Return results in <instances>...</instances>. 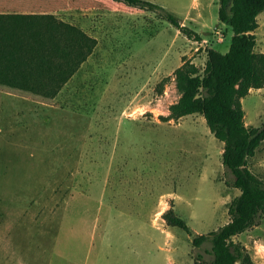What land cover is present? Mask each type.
Wrapping results in <instances>:
<instances>
[{
    "label": "rangeland",
    "instance_id": "rangeland-1",
    "mask_svg": "<svg viewBox=\"0 0 264 264\" xmlns=\"http://www.w3.org/2000/svg\"><path fill=\"white\" fill-rule=\"evenodd\" d=\"M145 1L200 40L152 12L79 0V13L57 16L64 45L0 54V264L211 263L210 244L192 239L228 222L239 191L224 185L222 144L203 117H161L179 98L173 71L184 59L202 70L205 49L225 53L232 33L217 0ZM257 23L264 54V12ZM242 109L245 126L261 127L264 87ZM248 168L264 181V141ZM170 208L189 234L166 225ZM233 241L264 264V216Z\"/></svg>",
    "mask_w": 264,
    "mask_h": 264
},
{
    "label": "trees",
    "instance_id": "trees-1",
    "mask_svg": "<svg viewBox=\"0 0 264 264\" xmlns=\"http://www.w3.org/2000/svg\"><path fill=\"white\" fill-rule=\"evenodd\" d=\"M126 7L156 14L189 39L199 41L196 33L180 25L177 18L163 7L145 0H111ZM217 20L232 35L225 53L208 48L200 70L184 59L172 75L178 100L169 106L163 122L200 115L213 137L222 144L221 165L224 185L236 189L227 208L226 224L206 235L192 239V246L210 244V264H252L244 248L233 241L254 227L264 216V181L248 168L251 159L264 141V124L247 127L244 123L242 99L252 90L264 87V54L254 51L257 17L264 12V0H217ZM155 33L149 36L153 38ZM164 79L159 85L163 87ZM162 219L168 227L189 234L184 220L168 209Z\"/></svg>",
    "mask_w": 264,
    "mask_h": 264
},
{
    "label": "crops",
    "instance_id": "crops-1",
    "mask_svg": "<svg viewBox=\"0 0 264 264\" xmlns=\"http://www.w3.org/2000/svg\"><path fill=\"white\" fill-rule=\"evenodd\" d=\"M77 1L79 0H0V54L11 50L35 51L46 47L56 49L58 45H64L63 26L60 27L57 16L79 13L80 2ZM84 6L87 8L88 21L92 23L99 10L89 1ZM71 33L72 48L79 49L80 43L85 41L81 39L80 29L72 28ZM89 33L87 31L89 40H92L90 44L93 45L95 38ZM85 48L87 50L88 46Z\"/></svg>",
    "mask_w": 264,
    "mask_h": 264
}]
</instances>
